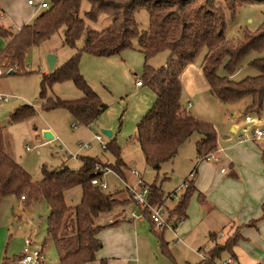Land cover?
Listing matches in <instances>:
<instances>
[{
    "label": "trees",
    "instance_id": "trees-1",
    "mask_svg": "<svg viewBox=\"0 0 264 264\" xmlns=\"http://www.w3.org/2000/svg\"><path fill=\"white\" fill-rule=\"evenodd\" d=\"M83 1L52 0L48 2L49 6L15 31L0 24V35L6 38L0 49V66L18 72L26 71L24 60L31 45H38L58 32H62L63 44L72 48L82 39L81 47L49 73H44L41 97L47 109L64 107L81 123L95 120L108 105L81 72L82 53H119L137 39L145 57L144 76L139 79L151 85L157 96L138 122L135 133L148 163L157 165L171 158L195 131L199 133L196 146L201 157L219 147L214 123L188 110L182 100L181 72L202 52L201 64L211 82L212 92L225 103L250 95L252 99L245 108V115L251 111L261 112L264 105V55L251 60L259 70L257 74L239 80L230 74L249 52L264 49V20L257 30L243 28L241 37L229 38L226 34V10L234 14L240 4L264 3V0H88L90 7L84 15L81 13ZM141 7H146L150 15L146 28H141L136 18V11ZM102 13L110 18V22L102 28L95 27L94 23ZM163 50H169L167 61L153 66L149 62L150 57ZM225 58V67L230 74L221 75L218 68ZM66 79L74 80L82 89L81 97L62 99L46 96L48 85ZM33 112L35 108L29 104L17 106L10 112V119L16 120ZM106 148L117 158V166L113 167L95 156L84 155L78 168L67 164L54 169L44 167V176L33 180L4 148L0 124V203L7 194L24 195L22 202L25 206L42 198L48 201V233L57 246L59 264H108L107 258L99 256L103 246L100 232L124 219L121 208L133 199L130 192L129 197H124L119 195L120 189H105L92 182L94 177L103 178L105 167H113L124 176L126 162L121 156L120 144L111 138ZM185 182L188 183L185 191L175 206L169 208L170 216L175 220H183L187 216L190 197L199 191L193 177H187ZM147 184L152 203L166 204L171 193L165 196L161 187ZM76 185L82 186V197L77 204L71 205L66 201L65 192ZM198 194L204 201L205 194L201 191ZM118 209L120 212L115 216H108ZM147 217L153 222V230L162 240L163 248L169 250L168 241L163 237L167 228H156L153 219L149 215ZM238 238L239 234L230 235L225 242H217L207 258L187 264H213L222 251L232 250Z\"/></svg>",
    "mask_w": 264,
    "mask_h": 264
},
{
    "label": "rangeland",
    "instance_id": "rangeland-1",
    "mask_svg": "<svg viewBox=\"0 0 264 264\" xmlns=\"http://www.w3.org/2000/svg\"><path fill=\"white\" fill-rule=\"evenodd\" d=\"M38 1V0H37ZM51 3L52 0H47ZM83 1L81 13L84 15L85 9L90 7L89 2ZM89 5V7H88ZM7 6L9 7L7 9ZM0 11L6 7L3 16L0 19L7 21L14 29L24 21L33 19V7L27 3V0H0ZM264 3H243L237 7L234 14L229 9L226 10V34L229 38L242 36L243 28L252 31L257 30L264 20ZM136 18L141 28L149 25V11L146 7H141L136 11ZM28 19V20H27ZM10 20V22H9ZM96 25L102 24L99 17ZM80 39L75 48L63 44L61 33L53 34L48 40L38 44L31 45L25 55L24 67L26 71H13L8 73L10 68L0 66L4 72L0 74V92H7L13 96L7 100H2L0 107V124L2 126L4 148L20 163L30 174L33 180H40L44 176V167L54 169L63 164L71 168H78L82 163L84 155H92L99 160L111 163L113 167L118 165L117 158L108 149L104 148L101 142L95 137L96 134H102L104 142L115 138L121 146V156L126 164L124 165V176L130 182H137L139 177L144 182L156 184L165 192V196L176 191L178 196H169L166 200V206L173 208L178 202L180 195L185 191V179L192 178L200 172L209 169L215 172L218 167L229 168L230 161L242 159L240 155L244 154L241 147L223 150L220 153L218 149L213 153L219 159H203L197 151L196 141L199 133L195 131L188 139L179 146L175 155L165 159L158 166L147 162L140 142L135 138L137 124L153 105L156 99V92L148 83L142 88L137 87L136 81L144 76L145 57L138 47L137 39H134L132 46L124 48L119 53L111 55H95L84 51L81 55L80 68L90 85L100 95L101 99L108 105L95 120L89 123L78 122L74 115L64 107H55L47 109L41 97L42 78L44 73L50 72L47 59L49 49L54 52L59 61L67 59L78 47H81ZM203 52L197 59H201ZM264 55L262 51L253 50L249 52L241 61L237 69L230 74L226 69L223 60L218 68L221 75L230 74L236 80L247 75H254L259 72L251 60ZM169 50H163L151 56L149 62L153 66H159L167 61ZM61 63V62H60ZM83 91L74 80L66 79L56 81L51 86L46 87V96L60 97L62 99H74L81 97ZM251 96L247 95L230 105H225L219 99L215 102L205 104L203 101L195 102L194 108L201 114V118L214 123L217 130L218 145H226L239 138L242 132L243 120L245 117V108L251 102ZM31 105L35 112L27 114L16 120L10 119V112L14 107ZM185 106L189 103L184 102ZM190 106V105H189ZM231 112L234 115L231 117ZM255 119L259 116L264 120V105L260 113L251 111ZM230 116V117H228ZM232 118V119H231ZM237 122V130H232V120ZM255 124V121L250 123ZM264 126V125H263ZM105 129L113 131L112 136L105 133ZM50 130L53 136H46L45 131ZM231 137V140H227ZM264 138L254 139L256 147L260 150V157L264 160ZM80 141L91 143L88 147H81ZM211 154V153H210ZM240 154V155H239ZM207 162L212 163L209 166ZM113 167H111L114 171ZM139 174H133L132 170ZM194 173L192 174V172ZM197 171V173H195ZM110 190H118L119 195L129 197V191L125 188L122 179L115 173L105 174ZM196 193V191L194 192ZM194 193L191 195L187 212L193 211V202L196 201ZM82 197V186L76 185L65 192L67 203L77 204ZM22 194H7L0 203V264H28L21 260L24 252V239L30 236L33 240V246H39L43 249L42 264H59L60 256L54 240L49 236L47 219L50 213V206L47 200L39 199L29 206H25ZM131 202V200H130ZM130 202L126 207L129 211L136 208ZM118 212L112 211L108 216H115ZM139 224L142 234L149 230L153 234L142 245L147 246L141 251L139 261L131 260L129 264H187L196 263L202 259L199 251H207L210 248L212 236H208L204 242L203 250L195 242L200 235L204 223L201 219L198 221H188L185 217L178 222L177 233L181 239L176 237L173 230L167 228L163 237L168 241V249L162 246V240L153 230V222L150 218ZM158 227L157 225L155 226ZM239 231L233 232L234 236ZM146 235V232H145ZM227 232L223 229V234H219L221 239L225 238ZM176 240V241H175ZM257 249L264 254V239L258 242ZM244 247V244H238L233 250L238 256L240 264H252L249 256L250 251L255 247ZM141 246V247H142ZM99 256L101 257V252ZM231 251L224 252L223 256H228ZM129 255V254H128ZM262 259V260H261ZM260 261L264 264V256ZM217 260V258H216ZM6 261V262H5ZM95 262L94 264H97Z\"/></svg>",
    "mask_w": 264,
    "mask_h": 264
},
{
    "label": "crops",
    "instance_id": "crops-1",
    "mask_svg": "<svg viewBox=\"0 0 264 264\" xmlns=\"http://www.w3.org/2000/svg\"><path fill=\"white\" fill-rule=\"evenodd\" d=\"M39 1L41 0H33V3H29L27 0V3L33 7L32 16H35L43 9L37 8L36 3ZM85 1L89 2L88 0ZM8 8L7 6V9ZM4 9L6 10V7H4ZM4 9L0 11V16L4 15ZM100 18L102 19V24L96 25L94 23L95 27L102 28L110 22V18L105 13H102ZM0 24L10 26V24L3 19H0ZM20 25H17L14 29L10 27L15 31ZM58 33H61V37H63L62 32ZM5 41L6 38L0 35V49L4 46ZM50 50L51 49H49V52H51ZM64 60L66 59L59 61L57 56L55 66L61 64ZM201 61V59H196L195 61L189 62L181 72V80L183 83L182 100L183 102L187 100L190 106L188 105L186 107L197 116H201V114L194 108L196 101L199 103L203 101L207 104L209 102L214 103L217 98L225 105H230L235 102L231 101L225 103L212 92L211 82L202 67ZM144 85L145 83L143 85H137V87L142 88ZM11 96L13 95L11 94L9 97ZM233 115L234 113L231 112V117ZM257 118L259 120L257 122L255 121V124L259 123L263 126L264 120L259 116ZM250 125V123L245 122L244 118L242 132L239 138L234 142H229L224 146L221 145L218 147L217 153L220 154L223 150L227 151L229 148L241 147L244 154L239 155L242 159L235 161L231 160L229 168L225 170H222L224 167H220V169L217 167L215 172L204 169L200 172L198 179L197 174L193 176L195 186L199 191L205 194V199L202 201L199 198V191L194 193L196 197V201L193 202L192 206L194 212L189 211V214L187 212L186 216L189 217L188 221H198L201 219V222L204 223L200 230L201 236L195 239L199 249L203 250V246L206 245L204 242L206 239H209L208 236H212L211 233L214 234L211 239H209L211 244L208 252L205 251V249L204 251H199L202 258L203 255L209 256L211 248H213L217 242H225L235 231H239V238L233 246L234 249L238 244H244V247H246L251 244L255 245V243L257 244L264 239V160L260 157L259 148L252 142L254 139L243 136L244 129L253 126ZM231 126L233 131H236L238 128L237 122H234V119L232 120ZM227 140H231V137ZM207 164L213 166L212 163L207 162ZM195 173H197V171ZM132 203L137 208L135 201L131 200L130 205ZM127 204L128 203H126L125 206ZM125 206L121 208L124 219L115 225L104 228L100 232L103 241L102 248L104 249L101 252V257L107 258L108 264H129L131 260L139 261L142 256L141 251H144L147 247L142 246L146 240V236L149 238H151V235L153 236L149 230L145 231L146 235L145 232L142 234L139 233L140 227H142V225L139 227V224L141 221L145 220V218L130 216L132 209L129 211L126 208L129 206ZM118 211L120 212L119 209L117 212ZM223 229L226 230L227 235L225 238L221 239L219 234H223ZM233 248L229 250L232 252L229 255L234 257V264H240L239 256L233 251ZM226 251L228 250L222 251L219 257H225L223 254ZM249 256L252 260V264H263L260 259L264 254L258 251L256 245L250 251Z\"/></svg>",
    "mask_w": 264,
    "mask_h": 264
},
{
    "label": "built area",
    "instance_id": "built-area-1",
    "mask_svg": "<svg viewBox=\"0 0 264 264\" xmlns=\"http://www.w3.org/2000/svg\"><path fill=\"white\" fill-rule=\"evenodd\" d=\"M29 3H33V0H28ZM37 8H44L49 6L48 1L46 0H41L36 3ZM0 69V73H1ZM137 85H143L144 82L141 81V79H137L136 81ZM11 94H8L6 92H0V99L2 100H7L8 97ZM2 105V102L0 101V107ZM245 122L246 123H251L253 121H258V118H254L251 114H246L245 115ZM244 137H249L253 139H261L264 138V127L261 126L259 123L254 124L251 128L246 127L243 132ZM95 137L101 142L102 146L106 148L107 142H104V137L102 134H96ZM80 146L81 147H88L91 145L89 142H83L80 141ZM203 159H218L215 155V153H209L208 155L202 156ZM106 173L107 172H113L115 173L118 177H120L125 184V188L130 192L133 201H135L137 208H134L130 212V216L135 217V218H143L147 217L148 215L153 219L155 224L158 227H166L171 230H173L176 234V237L178 239H181V236L177 233L178 230V222H181L182 220H175V218L170 216V209L166 204H157V203H152L151 198H150V186L143 181L141 177H139L137 182H130L127 179H125L120 173L117 171H114L111 167H105ZM222 170H225L222 168ZM105 173V174H106ZM133 174H139L136 170H132ZM194 172H192L193 174ZM105 174L103 178L100 177H94L92 179V182L94 184H97L101 186L102 188L107 189L109 187L107 181L105 180ZM187 182L184 183L185 187L187 186ZM176 191L174 193H171V196H178L176 195ZM24 197V195H22ZM32 238L30 236H26L24 239V252L21 256V260L25 263L28 264H42L43 262V249L42 247L39 246H33L32 245ZM203 258H207L206 255H203ZM235 259L232 255L226 256V257H218L217 260L213 262V264H234Z\"/></svg>",
    "mask_w": 264,
    "mask_h": 264
},
{
    "label": "water",
    "instance_id": "water-1",
    "mask_svg": "<svg viewBox=\"0 0 264 264\" xmlns=\"http://www.w3.org/2000/svg\"><path fill=\"white\" fill-rule=\"evenodd\" d=\"M47 59H48V63H49V67H50V69H53L54 67H55V65H56V61H57V56H56V54L55 53H53V52H49L48 53V55H47ZM11 72H13V70L12 69H9L8 70V73H11ZM105 131V133L108 135V136H112V134H113V131L111 130V129H105L104 130ZM45 135L46 136H53V133L50 131V130H47V131H45ZM159 165V163L157 164V166Z\"/></svg>",
    "mask_w": 264,
    "mask_h": 264
}]
</instances>
